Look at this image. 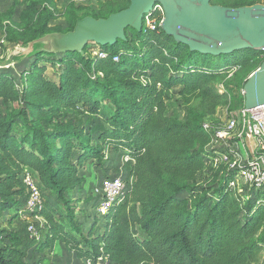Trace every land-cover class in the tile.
Here are the masks:
<instances>
[{
  "label": "trees",
  "instance_id": "1",
  "mask_svg": "<svg viewBox=\"0 0 264 264\" xmlns=\"http://www.w3.org/2000/svg\"><path fill=\"white\" fill-rule=\"evenodd\" d=\"M52 3L27 0L17 20L15 4L0 12V53L5 45L24 50L46 34L69 32L86 16L107 18L127 8L129 0H105L98 12L85 14L69 3L58 16ZM211 3L237 8L264 0ZM57 17L64 18L65 29L51 26ZM158 17H163L158 7L147 16ZM145 22L142 31L128 28L125 40L115 44L88 43L83 54L54 53L34 43L31 51L13 57L27 62L17 76L0 71V213L28 211L24 177L29 174L55 195L64 212L42 207L29 212L44 220L38 253H51L60 243L77 259L104 257L108 264H255L264 241L258 235L264 189H229L237 170L222 159L208 167L206 159L212 162L219 154L206 146L214 140L208 121L221 102L236 94L244 107L249 68L259 67L264 51L201 54L175 42L160 25L151 29ZM49 69L55 78L47 76ZM227 77L220 92L216 85ZM175 89L195 108L183 120L168 112ZM103 103L113 113L96 123ZM95 134L97 143L91 139ZM105 150L131 158L132 182L124 202L105 215L97 213L85 232L66 195L82 187L86 161L101 166ZM208 170L210 182L204 181ZM181 193L187 196L179 198ZM96 217L103 219L98 235ZM20 245L15 232L0 229V264H25L17 258Z\"/></svg>",
  "mask_w": 264,
  "mask_h": 264
},
{
  "label": "rangeland",
  "instance_id": "2",
  "mask_svg": "<svg viewBox=\"0 0 264 264\" xmlns=\"http://www.w3.org/2000/svg\"><path fill=\"white\" fill-rule=\"evenodd\" d=\"M27 0H0V12L6 13L12 5L15 4L16 13L14 14V19L17 20L18 18V12L21 10V8L24 7V3ZM52 6L55 10L56 16L61 15L63 9L69 4L73 3L75 6L80 8L81 13H91L92 11L94 13L98 12V7L100 3H103L105 0H52ZM224 3H229L230 0H222ZM161 12V10L159 9ZM163 13V12H162ZM163 17H158L155 19H147L145 24L146 26L150 27L151 29L154 28L157 25H160ZM51 26L53 27H60L61 29L66 28L65 20L62 17H57V19L51 23ZM4 36L2 34V30L0 29V40L3 42ZM5 45V44H4ZM6 50L3 51V53H0V71H6L14 76H17V74L23 69L27 67V62H16L13 60V57L21 52H23V49L14 46V45H5ZM95 50V47L92 48V52ZM98 56H101L100 53H94ZM258 68H255V66H252L249 68L250 74ZM247 69L242 70L239 73V76H243L245 74ZM249 74V75H250ZM231 73L229 74L230 77ZM47 76L49 78H55L56 73L51 71L50 69L47 71ZM227 77L224 82L218 83L216 86L220 90V92H224V84L229 79ZM240 94V93H239ZM188 98V97H187ZM103 108L101 109L100 113L95 116L96 123L103 121L106 116H109L113 113L112 108L109 104L103 103ZM189 109H195L194 107H191V104H188L180 95L178 94V90H172L171 91V98L169 100V113H176L180 119H184ZM243 108H241V105L237 102V95H231L228 97L227 101H222L221 104L215 109V114L213 116V119L208 121V123L213 124V127H225L226 123L229 119L232 117H235L239 111H241ZM87 115H83V119L87 120ZM93 126V125H91ZM96 136L97 134L91 136L92 142H96ZM237 143V154L230 155V160L228 163L229 169L234 170L238 165H242L247 160L251 159L255 154V144L254 140L249 138L248 136L244 135L240 138L232 137L227 141V145L223 147L224 142L220 143H213L210 142L207 146V150H213V152L218 150H225L228 152H231V144ZM129 156L125 153L118 152L116 154L111 153V151L105 150L104 151V159L101 162V166H99L94 160L93 161H86L84 163V167L80 169V175L84 176V183L82 184L81 188H75L71 191H69L66 195V198L68 200H71L73 203V206L75 207V214L77 219V224L80 228L83 229V231H87L89 227H91L94 223V217L97 214V205L98 200L95 193V187L98 185L99 181L104 178L107 175H113L118 170L117 168L120 167V165L125 163L124 168L127 169L130 163L126 162ZM236 159V160H235ZM126 160V161H125ZM213 165H212V164ZM232 163H235L236 165L231 167ZM104 164V165H103ZM207 166H214V162H210L209 159H206ZM211 172L209 170L206 172L204 181L207 180V182H210V176ZM129 175L127 173H124L123 179L126 181H129ZM234 179H231L229 182V189L230 183ZM39 192H40V202L43 209L47 210H53L57 214H63V205L60 201H58L55 197V195L50 192L49 190L44 189L35 178L34 180ZM241 182V181H240ZM239 184L237 185V187ZM242 186V185H240ZM243 187V186H242ZM241 187V188H242ZM244 188V187H243ZM244 193V192H243ZM186 193H181L178 197L183 198L186 197ZM15 210L6 211L5 213H0V229L6 230L9 232H15L19 239L21 240L22 245L19 246V254L17 258H20L22 262L25 264H65L66 262H72L75 260V256H71V260L68 259V251L66 248L59 243H57V247L55 246L53 252H44V253H38L36 251L37 246L43 242L45 238V231H44V220L40 218L39 216L35 214H30L29 211L20 212V215H16ZM97 218V217H96ZM99 218V217H98ZM97 218V227L94 230V234L98 235L101 231L103 219ZM32 226L36 229V233L32 234L30 231H28V227ZM77 237L80 235L78 233H75ZM259 237L264 238V223L262 224L260 231H259ZM59 244V246H58ZM260 249V257L257 263L255 264H264V241L261 244ZM67 258V259H66ZM86 260L81 261H73L74 264H85Z\"/></svg>",
  "mask_w": 264,
  "mask_h": 264
},
{
  "label": "water",
  "instance_id": "3",
  "mask_svg": "<svg viewBox=\"0 0 264 264\" xmlns=\"http://www.w3.org/2000/svg\"><path fill=\"white\" fill-rule=\"evenodd\" d=\"M156 5L163 12L160 28L191 51L218 56L242 50L264 51V3L237 8L212 4L211 0H129L127 8L107 18L91 16L76 20L73 30L46 34L31 42L50 47L51 52L83 54L88 43L100 46L125 40L126 30L142 31L143 20ZM244 108L264 106V60L243 86Z\"/></svg>",
  "mask_w": 264,
  "mask_h": 264
},
{
  "label": "built area",
  "instance_id": "4",
  "mask_svg": "<svg viewBox=\"0 0 264 264\" xmlns=\"http://www.w3.org/2000/svg\"><path fill=\"white\" fill-rule=\"evenodd\" d=\"M155 7H158L162 11L159 5ZM204 128L208 130L209 125L206 124ZM212 130L214 132L213 143L224 142L223 147L227 145V141L232 137L240 138L246 135L254 140V146L256 148L255 154L251 159L236 167V175L230 183V189H235L238 184L254 189H264V106L255 110H246L243 107L235 117L228 120L225 127H212ZM237 147V143L234 142L231 144V152L216 149L219 157L213 158L212 162H214V165L219 159L230 160L232 153L234 154L236 152L235 154H237ZM126 159L127 161H125L127 163L131 162L130 157ZM235 165V163H232L231 167L234 168ZM124 166L125 163L117 168L118 170L115 174L102 178L94 188L96 193L95 197L98 200V214L105 215L111 206L124 202L132 182V178L129 176V181L123 179L124 173H127V169ZM24 183L29 190L25 203L26 209L29 212L40 210L42 207L40 192L29 174L25 175ZM28 231L32 234L36 233V229L32 226L28 227ZM65 264H74V262H66ZM85 264H108V262L106 258L99 257L95 262L86 260Z\"/></svg>",
  "mask_w": 264,
  "mask_h": 264
},
{
  "label": "crops",
  "instance_id": "5",
  "mask_svg": "<svg viewBox=\"0 0 264 264\" xmlns=\"http://www.w3.org/2000/svg\"><path fill=\"white\" fill-rule=\"evenodd\" d=\"M59 244H60V243H59ZM59 244H58V246H59ZM60 245L62 246V244H60ZM56 247H57V244H56ZM67 253H68V255H69L67 258L71 260V256H72L73 254L70 253V252H67ZM67 258H66V259H67ZM74 259H75V260H73V261H76V260H77V261H81V259H77L76 257H75ZM73 261H72V262H73ZM74 263H75V262H74Z\"/></svg>",
  "mask_w": 264,
  "mask_h": 264
}]
</instances>
